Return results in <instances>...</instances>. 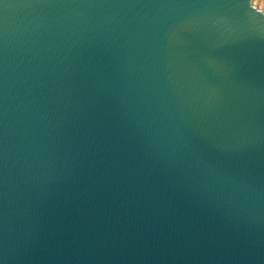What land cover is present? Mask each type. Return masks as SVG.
Wrapping results in <instances>:
<instances>
[{
	"label": "water",
	"instance_id": "1",
	"mask_svg": "<svg viewBox=\"0 0 264 264\" xmlns=\"http://www.w3.org/2000/svg\"><path fill=\"white\" fill-rule=\"evenodd\" d=\"M0 264H264V9L0 0Z\"/></svg>",
	"mask_w": 264,
	"mask_h": 264
},
{
	"label": "rangeland",
	"instance_id": "2",
	"mask_svg": "<svg viewBox=\"0 0 264 264\" xmlns=\"http://www.w3.org/2000/svg\"><path fill=\"white\" fill-rule=\"evenodd\" d=\"M254 3L264 9V0H254Z\"/></svg>",
	"mask_w": 264,
	"mask_h": 264
}]
</instances>
